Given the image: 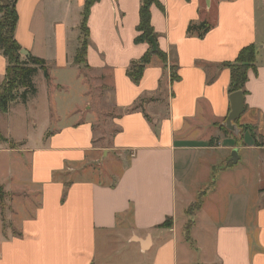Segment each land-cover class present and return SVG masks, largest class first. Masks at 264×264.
Returning a JSON list of instances; mask_svg holds the SVG:
<instances>
[{"label": "crops", "instance_id": "obj_1", "mask_svg": "<svg viewBox=\"0 0 264 264\" xmlns=\"http://www.w3.org/2000/svg\"><path fill=\"white\" fill-rule=\"evenodd\" d=\"M158 1L162 9L151 6L150 23L167 62L153 57L135 84L126 72L148 50V44L134 41L140 0L91 5L87 68L73 63L86 0H17L15 40L28 55L45 61L54 88L38 73L34 104L15 102L0 112V133L7 140L10 115L17 111L40 133L23 152L30 154L31 185L38 190L30 217L16 212L5 189L7 176L0 177L5 210L12 204L15 211L7 233L0 215V264H264V146L256 145L264 143V35L257 7L264 0ZM201 22L211 25L202 39L187 34L189 25ZM250 45L257 69L248 72L244 111L234 122L239 134L224 135L219 127L230 111V73L221 66ZM171 66L179 76L174 83ZM6 67L0 54V83ZM83 69L110 80L112 104L119 111L111 147L100 152L105 156L110 150L119 163L118 171L105 170L114 179L110 183L82 171L72 176L97 152ZM69 90L70 97L62 95ZM56 100H61L58 110ZM13 141L29 148L28 138ZM209 151H226L227 157L210 160ZM233 151L237 161L231 168L225 164ZM6 153L9 147L0 143V155ZM198 163L206 186L187 241L189 220L184 217L183 225L177 217L181 210L185 216L190 204L180 208L177 191L184 195L187 173ZM213 170L215 183L207 190ZM167 219L171 226L161 227Z\"/></svg>", "mask_w": 264, "mask_h": 264}, {"label": "rangeland", "instance_id": "obj_2", "mask_svg": "<svg viewBox=\"0 0 264 264\" xmlns=\"http://www.w3.org/2000/svg\"><path fill=\"white\" fill-rule=\"evenodd\" d=\"M257 7H258L259 28H260L259 30H261V33L264 35V19H262V16H264V3L258 1ZM210 16L213 17V11L210 13ZM79 35H80L79 41H81L83 39V36L80 30H79ZM99 75H100L99 73L89 72L86 69H83L80 73V77H86L85 79L89 84L88 96L90 97V99L88 98V100H90L91 103L90 111L95 115L94 138H95V148H97V152L92 157L91 156L89 157L83 170H77L78 172L77 173L74 172L72 176L73 177L75 176L76 178L78 176L80 177L81 174L84 173V175L90 174L96 178L98 174L97 177L100 178V181H103L104 183H110L113 178L111 177L112 178L111 179L105 170H111V171L114 170V172L118 171L119 163L116 162L110 150L106 151L105 156L101 155L100 152L102 150H108L111 147V137L115 132V127L113 126L112 122L113 119L117 117L119 111L115 110L112 104V99H111L112 96L110 92L111 91L110 80L107 77L99 76ZM46 83H48L49 86L52 85L50 77H49V82L46 81ZM51 87L54 88L53 85ZM37 89L38 88L36 87V90ZM70 92L71 91L69 90L68 92L62 93V95L70 97ZM3 93L6 94V92L3 91L1 86L0 94ZM36 95L37 94H35L33 97L30 98V100L32 99L31 105L34 104L32 101L34 100V97ZM72 96L75 99V96L73 94ZM37 97L38 95L36 96L35 100H37ZM61 100L63 102L68 101L67 99H61ZM61 100H56L57 110L60 107ZM16 103L14 102L11 104H16ZM160 105L162 108L163 105L162 104ZM39 107L41 108L40 109L41 114H43V109L45 110L46 107V101H43L42 98L39 99ZM23 116L24 113L20 111H17L16 114L10 115L11 118H9V130H8L9 140L28 138L30 142L27 144V147L29 148H25L26 147L25 143L22 141L18 142L12 140V142L15 144L14 147L15 150L11 151L13 149H9V153L0 155V177L2 175L7 176V179H4L7 181L5 183V189L10 191L9 196H13L12 197L13 201L14 203L16 202L15 204L13 203V206L16 205L18 207L16 208V212L19 211V213H21V211L24 210L25 213L24 217H30L38 205V194H37L38 190L36 188H33L31 185L30 154L23 152H25L26 149L32 148L31 146L33 143L31 141H35L40 133L38 132L39 130L37 131L38 128L36 130H32L33 128H31L30 126H26L24 124ZM0 127H2L1 122H0ZM2 129L3 131H6L4 128ZM206 133L207 134H205V137H207V135L208 136L212 135L211 132L207 131ZM7 147L9 146L7 145ZM207 153L209 154L208 158L210 160H217L218 162L221 159L223 160V158L225 159V157H227L226 151H209ZM202 165H203L202 163L195 164L192 170L188 171L187 176L184 180V185H185L184 195L181 196V193L177 191L178 206L182 208L183 205L190 204L185 210V216L184 214H182V210L178 212L177 221L183 220L185 217L186 221L190 220L191 222H193V220L196 218L197 214L193 212V206L195 202L198 201L199 192L203 191L206 186L204 181L205 169L203 168ZM120 166L122 165L120 164ZM234 166H235L234 164L233 165L230 164L231 168H233ZM238 168L239 167H237V169ZM81 171L82 173H80ZM225 186H229V184L226 183ZM13 206L12 204L8 205L9 212L5 210L6 207L4 206L2 214H0L3 221V228H5V231L9 230V226H11V221L15 216V211L12 209ZM185 219L183 220V225L185 224L184 222H186ZM203 234L204 233L202 231L200 230L198 231L197 235L199 241H203L205 239V235Z\"/></svg>", "mask_w": 264, "mask_h": 264}, {"label": "trees", "instance_id": "obj_3", "mask_svg": "<svg viewBox=\"0 0 264 264\" xmlns=\"http://www.w3.org/2000/svg\"><path fill=\"white\" fill-rule=\"evenodd\" d=\"M97 0H86L84 9L82 12V19L79 26V30L83 36V39L79 43V47L76 50L75 56L73 58V63L75 65H82L85 68V54L88 45V28H87V17L91 5ZM17 0H0V54L6 59L7 67L5 71V77L0 87L2 86L3 91L6 92L0 94V112H7L11 103L20 102L25 104L31 97L36 93V86L34 84V77L41 73L44 79L49 82L48 68L44 60L28 55L22 57L20 51L22 48L16 42L14 37V31L17 23V12H16ZM157 6L162 9L158 0H140V8L138 12V24L136 26L137 35L134 39L136 44L146 43L148 44L147 52L138 61L132 62L126 72L127 76L133 81V83L138 84L141 80L143 72L147 65L150 64L153 57L158 58L163 64L166 65L167 57L164 52L159 50L157 46V36L150 23V8L151 6ZM211 25L207 22H201L199 24H191L187 28V34H196L198 38L202 39L210 30ZM155 43V49L149 44V40ZM256 49L253 45L242 48L234 62L224 63L221 67L227 68L230 73V82L228 93L232 94L234 92L241 91L243 95L245 94V84L248 79V72L252 71L256 74V62H255ZM170 70V82L174 83L179 80L177 75V68L171 66ZM16 93V94H15ZM142 104V102H141ZM138 104L132 110H138L141 107ZM219 130L223 134H228V131L220 126ZM0 143H6L9 149H15V144L11 140H7L0 133ZM213 139H211L208 144L211 146ZM257 146H264V143H256ZM217 168L215 171L220 170ZM214 171V172H215ZM213 176L207 190H211L215 183V175ZM203 192L200 194L198 201L193 206V212L199 210L201 204V197ZM5 205V192L0 186V211L2 214ZM171 220L167 219L161 227H170ZM192 225L189 220L185 227L186 240L190 241L188 236V231ZM5 230V228H4ZM6 232V231H5Z\"/></svg>", "mask_w": 264, "mask_h": 264}, {"label": "water", "instance_id": "obj_4", "mask_svg": "<svg viewBox=\"0 0 264 264\" xmlns=\"http://www.w3.org/2000/svg\"><path fill=\"white\" fill-rule=\"evenodd\" d=\"M149 44L155 49V43L152 39L149 40ZM20 54L24 57L28 56V53L25 50H21ZM229 107L230 111L225 119L224 128L237 136L239 134V130L237 129L234 122H236L244 111V95L241 91L234 92L229 95ZM231 158L228 160L227 164H234L237 161L235 151L232 152Z\"/></svg>", "mask_w": 264, "mask_h": 264}]
</instances>
